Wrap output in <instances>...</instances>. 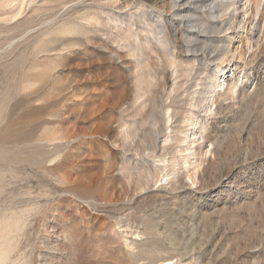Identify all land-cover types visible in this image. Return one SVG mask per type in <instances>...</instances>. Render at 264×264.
<instances>
[{"label":"rangeland","instance_id":"374dc122","mask_svg":"<svg viewBox=\"0 0 264 264\" xmlns=\"http://www.w3.org/2000/svg\"><path fill=\"white\" fill-rule=\"evenodd\" d=\"M166 7L0 0V264H264V0L200 62L128 37Z\"/></svg>","mask_w":264,"mask_h":264},{"label":"bare ground","instance_id":"6f19581e","mask_svg":"<svg viewBox=\"0 0 264 264\" xmlns=\"http://www.w3.org/2000/svg\"><path fill=\"white\" fill-rule=\"evenodd\" d=\"M167 1L168 0H155V5H166L170 17H164L161 14H158L157 22H152V18L149 17L147 12H144L142 14L147 18L143 21H140L142 26L139 28L137 27L136 29V23L138 20H135L134 18L136 17L137 19H140L141 16H138L137 13H134V17L130 15L131 21L128 23V37L131 39H137V41H139V38L141 37L142 40H144V44L147 48L151 45V40L149 39L151 38L150 36H156V40L160 45L155 47V53H157V55L162 53L164 56H171V53H169V51L171 50L170 48L172 43L170 41V38L172 37L180 42L182 40L185 41L183 42L184 44H180L179 48L181 49L182 47H184L185 50L183 52L194 54L193 56L189 57L191 61L200 62L201 59L203 61L212 60L217 56L216 54L218 53H216L215 50L209 56L206 55L204 51L202 53L203 56L201 59L199 58L200 56L197 55L199 54L198 46L200 44L206 45L207 41H211L207 37L202 36L201 33H206V30H216L218 33H220L223 29H234L236 24H238L239 15L237 13L238 9L236 7L238 0H194L193 3H190L191 0H169L166 4ZM114 3L117 4L118 0H114ZM134 4L135 3L129 2L128 6H133ZM200 9L206 10L205 14L210 17L208 20H204L202 19V17L198 16L196 10ZM252 14L254 15V20L253 23H250H252L253 27H258V22H255V20L258 15L259 19H261L262 13L258 10V7H256L251 9L250 16H252ZM193 16L199 17V19L197 20L199 23V28L203 27L204 30L198 29L196 32L190 31V29L194 28V26L191 24L192 22L189 20V18ZM183 22L185 24H191L188 29H184L179 26V24ZM255 36L256 32L253 34V36H249L248 39L250 40V42L254 40ZM228 45L227 47L222 48V52L228 51ZM133 49L132 50L135 52L138 50L136 47H134ZM222 49H220V51ZM174 50H176V47H174ZM137 55L143 57L144 55H146V53L145 51L141 50ZM207 86L208 85L202 84L203 88L195 92L198 95L197 101H200V99L204 98V95L206 93L205 88ZM189 122L192 126H195L198 123L196 119H191Z\"/></svg>","mask_w":264,"mask_h":264}]
</instances>
